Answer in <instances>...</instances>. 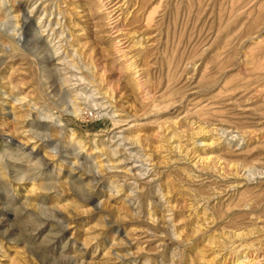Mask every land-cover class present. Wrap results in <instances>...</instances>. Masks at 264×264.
Masks as SVG:
<instances>
[{"label": "rangeland", "instance_id": "obj_1", "mask_svg": "<svg viewBox=\"0 0 264 264\" xmlns=\"http://www.w3.org/2000/svg\"><path fill=\"white\" fill-rule=\"evenodd\" d=\"M231 232L264 238V0H0V264L262 256Z\"/></svg>", "mask_w": 264, "mask_h": 264}, {"label": "bare ground", "instance_id": "obj_2", "mask_svg": "<svg viewBox=\"0 0 264 264\" xmlns=\"http://www.w3.org/2000/svg\"><path fill=\"white\" fill-rule=\"evenodd\" d=\"M107 1H111L112 2V0H107ZM129 1V0H128ZM35 3V2H34ZM43 4V3H42ZM33 5H35V4H33ZM47 5V4H46ZM36 6V5H35ZM106 6V5H105ZM44 7V6H43ZM48 8V7H47ZM30 9H31V11H29V13L32 15L33 13L36 15V13H38V10L35 8V7H30ZM43 10H44V8H43ZM45 11H46V9H45ZM46 13V12H45ZM39 14V13H38ZM52 15V14H51ZM39 16V15H38ZM43 16V15H42ZM44 17V16H43ZM44 19V20H43ZM39 20H41V26H40V28H44V27H46V30L47 29H49V22H50V19H49V22L47 23V25H45L44 26V24H46L45 23V17L44 18H40ZM45 30V28H44V31H46ZM51 31V30H50ZM53 31V30H52ZM51 31V32H52ZM49 33V32H48ZM54 33V32H53ZM51 37H52V33H51V35H50ZM54 36V35H53ZM53 41V40H52ZM54 45V44H53ZM56 45H54L53 46V48H54V50L53 51H55V50H58V49H56V47H55ZM43 112V111H42ZM77 113V114H80L81 113V111L80 110H78V108H75V111H74V113ZM75 113V114H76ZM42 115H44V113L42 114ZM46 116H50L48 113L47 114H45ZM46 118V117H45ZM213 132H214V130H213ZM218 130H215V132L213 133V134H218ZM31 139V138H30ZM205 139H206V137H200V140L198 141V144H194V147H195V149H194V151H193V155L196 157V162L194 161H192L193 162V164H194V167H199L200 165H202L203 167H205L206 169H209V163H210V161H211V159L208 157V156H206L207 154H208V152L207 151H210L211 149H213L212 148V144L210 145V144H206L205 143ZM241 138H239L238 136H234V137H232L231 136V139H229L228 140V145L229 144H231V143H233V142H237V141H239ZM242 140H244V138H243V136H242V139L240 140V142H242ZM27 142H29V141H27ZM218 143V142H217ZM196 145H198V146H200V147H196ZM219 145H222V144H218V146ZM6 146V145H5ZM15 148H17V150L19 151V152H22V153H24V151H22L23 149H21V146L20 145H18L17 144V146L15 147ZM32 151V150H31ZM112 152V151H111ZM117 152V151H116ZM198 153H200V154H198ZM141 154V153H140ZM30 155V154H29ZM28 155V156H29ZM117 155V154H116ZM144 155V154H143ZM203 155V156H202ZM32 156V155H31ZM111 156V155H110ZM114 156H115V154H114ZM142 156V155H141ZM27 157V156H26ZM146 157V156H145ZM144 157V158H145ZM29 158V157H28ZM212 158V157H211ZM149 158H147L146 157V159H144V161L146 160L147 162H150V160H148ZM213 159V158H212ZM145 161V162H146ZM110 163V162H109ZM113 164V163H112ZM145 165V164H144ZM134 166H135V164H134ZM133 166V167H134ZM140 167H141V170L142 169H145L144 167H143V164L142 165H140ZM138 169H139V167H138ZM137 169V170H138ZM134 171V168H131V169H128V172H133ZM144 172V171H143ZM145 172H146V169H145ZM147 173H148V171H147ZM231 173V172H230ZM248 176V175H247ZM231 177V179H229V178H227V176H224V175H222L221 176V181L222 182H227V181H231V184L230 185H228L229 186V190L227 191V193L228 192H233V191H236L237 189H238V187L240 186V184L238 183L237 184V182H235V180H237V181H239V179H241V181L243 180V176H240L239 174H238V172L237 171H235L234 170V173L232 174V176H230ZM248 178V177H247ZM247 178H246V180H247ZM225 180H227V181H225ZM233 181V182H232ZM233 183V184H232ZM242 187V186H241ZM239 191V190H238ZM204 200L206 201V203H204V205L203 206H201V207H198L199 206V204H196V211L197 210H199V209H202L203 211H208L209 210V208H210V206L214 203L215 204V202H218L220 199L217 197V195L216 194H213L212 196H210V197H208V198H204ZM198 205V206H197ZM249 207V206H248ZM246 208H247V206H246ZM172 215V214H171ZM149 218H151V216L149 215ZM155 218V217H154ZM154 221H155V219H153ZM156 222V221H155ZM154 223V222H153ZM230 232V231H229ZM230 235H227V240H228V236H229V243H227L228 245H231V246H229V247H231L232 248V250L235 252V251H237L239 248L240 249H242L244 252H245V250H247L248 252L251 250L252 251V254H253V252H257V254H259V253H261L262 254V256L261 255H255V257H252V255L251 256H248V254L246 253V256L243 258V260H242V262H239V264H260V262H259V258H262V260H264V238H262V240H260V238L258 239L259 241L257 242V243H251V245H248V244H246L245 242H247L246 241V239H247V234H251V231H248L247 232V234L246 233H236V232H231V233H229ZM260 234H263L264 235V232H262V233H260ZM175 235V234H174ZM252 235V234H251ZM250 235V236H251ZM262 237V236H261ZM178 238V237H177ZM174 239V238H173ZM253 240V239H252ZM238 243V244H237ZM237 244V245H236ZM227 245V246H228ZM227 248V247H226ZM227 250H228V248H227ZM231 250V251H232ZM231 251H229V252H231ZM239 251V250H238ZM233 252V253H234ZM235 254V253H234ZM238 254V253H237ZM236 254V255H237ZM244 254V253H243ZM250 254H251V252H250ZM240 256V255H239ZM254 256V255H253ZM238 258V257H237ZM234 260H235V258H234ZM238 260V259H237ZM234 262H236V261H234ZM238 262V261H237ZM264 262V261H263ZM262 263V262H261Z\"/></svg>", "mask_w": 264, "mask_h": 264}]
</instances>
